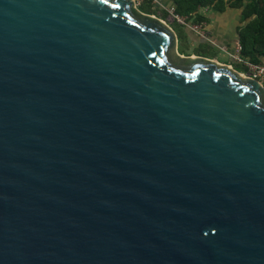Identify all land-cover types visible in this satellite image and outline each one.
<instances>
[{"label":"water","instance_id":"95a60500","mask_svg":"<svg viewBox=\"0 0 264 264\" xmlns=\"http://www.w3.org/2000/svg\"><path fill=\"white\" fill-rule=\"evenodd\" d=\"M178 46L135 0H0V264H264V85Z\"/></svg>","mask_w":264,"mask_h":264},{"label":"rangeland","instance_id":"374dc122","mask_svg":"<svg viewBox=\"0 0 264 264\" xmlns=\"http://www.w3.org/2000/svg\"><path fill=\"white\" fill-rule=\"evenodd\" d=\"M143 5L147 7L145 10L139 8L143 13L162 19L177 33L179 38L178 49L182 55L201 56L210 60L222 62L224 65L232 66L234 70L244 75L245 72L240 70V67L237 66L238 64L234 63L228 55V52L234 51L233 46L236 40V28L241 25L240 11L229 10L226 13L220 14L208 8L201 9V15L207 18V22H204V30L208 33L209 37L208 40H201L194 31L188 28V26L201 23L193 18L186 22L188 26L181 24L172 13L174 6L171 1H145ZM217 15L219 17L224 16L219 19Z\"/></svg>","mask_w":264,"mask_h":264},{"label":"trees","instance_id":"16d2710c","mask_svg":"<svg viewBox=\"0 0 264 264\" xmlns=\"http://www.w3.org/2000/svg\"><path fill=\"white\" fill-rule=\"evenodd\" d=\"M175 13L187 19H197L207 22L200 10L211 9L216 13H226L229 10L240 11L241 25L236 28V38L239 40L243 58L254 64L264 65V0H169ZM145 10L146 5L139 7ZM182 35V34H180ZM202 43V42H201ZM239 66L240 70L246 69Z\"/></svg>","mask_w":264,"mask_h":264},{"label":"built area","instance_id":"2783aa9c","mask_svg":"<svg viewBox=\"0 0 264 264\" xmlns=\"http://www.w3.org/2000/svg\"><path fill=\"white\" fill-rule=\"evenodd\" d=\"M154 2V0H135L136 6L139 8L144 4V2ZM172 13L174 14V17L183 25L188 26L186 23L189 19L181 17L175 13V10L173 9ZM192 31H194L200 38L201 40H208V33L204 30L205 29V24H197L194 26H188ZM234 51L233 52H228V55L230 59L238 64L244 67L246 70L244 71V76L250 77L253 79L258 80L261 82V84L264 85V65L262 64H254L247 59L243 58L241 55L242 47L238 39L235 40L234 42ZM227 49V48H224Z\"/></svg>","mask_w":264,"mask_h":264},{"label":"crops","instance_id":"0c3cea01","mask_svg":"<svg viewBox=\"0 0 264 264\" xmlns=\"http://www.w3.org/2000/svg\"><path fill=\"white\" fill-rule=\"evenodd\" d=\"M227 14H228V13H227ZM225 15H226V14H225ZM223 16H224V15H223ZM223 16H222V17H223ZM215 17H216V16H215ZM222 17H219V16L217 15V18H219V19H221ZM235 38H236V37H235ZM236 39H237V38H236Z\"/></svg>","mask_w":264,"mask_h":264}]
</instances>
